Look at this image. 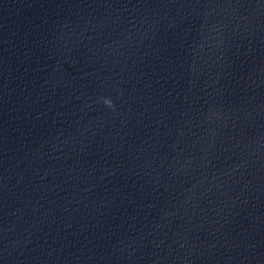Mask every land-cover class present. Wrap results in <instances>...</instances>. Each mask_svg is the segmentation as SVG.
I'll return each instance as SVG.
<instances>
[{"label": "clouds", "instance_id": "clouds-1", "mask_svg": "<svg viewBox=\"0 0 264 264\" xmlns=\"http://www.w3.org/2000/svg\"><path fill=\"white\" fill-rule=\"evenodd\" d=\"M102 99H103V103L107 107L115 109V105H114L113 100L111 98L105 97V98H102Z\"/></svg>", "mask_w": 264, "mask_h": 264}]
</instances>
